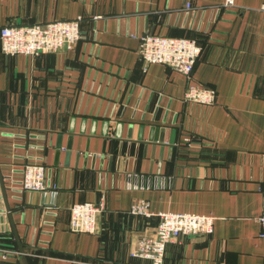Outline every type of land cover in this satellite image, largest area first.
Wrapping results in <instances>:
<instances>
[{"label": "crops", "instance_id": "0c3cea01", "mask_svg": "<svg viewBox=\"0 0 264 264\" xmlns=\"http://www.w3.org/2000/svg\"><path fill=\"white\" fill-rule=\"evenodd\" d=\"M227 1L0 0V32L83 20L71 50L8 56L0 39V164L23 247L0 213V249L21 253L0 264H153L132 256L158 223L131 214L140 201L215 218L163 264H264V0ZM147 34L199 42L193 78L215 104L186 101L183 74L142 61ZM28 156L59 192L21 190ZM101 200L97 232L71 231L70 207Z\"/></svg>", "mask_w": 264, "mask_h": 264}, {"label": "built area", "instance_id": "2783aa9c", "mask_svg": "<svg viewBox=\"0 0 264 264\" xmlns=\"http://www.w3.org/2000/svg\"><path fill=\"white\" fill-rule=\"evenodd\" d=\"M234 7L233 0L225 3ZM264 11V6L262 7ZM82 17L72 20H53L46 24L25 26H5L1 29L2 51L8 56H36L73 49L82 37ZM139 54L145 64L158 63L183 74L188 81L185 100L200 106H211L216 101V91L198 84L193 71L200 57L202 47L195 39L164 37L147 34L138 38ZM190 140V139H189ZM191 143V140H190ZM31 158L30 156L27 157ZM33 159V158H31ZM43 158L34 157L22 168L21 190L39 192L43 196L60 191L43 164ZM106 210L105 201L77 203L69 209V228L75 233L95 234L97 221ZM131 214L137 217H158V226L137 241L132 256L151 260L153 264H163L167 246L182 237L209 235L213 232L215 218L188 213H152L145 201L133 206ZM264 237V191L262 194V214L259 218ZM3 261L10 257H20L21 253L10 248H1Z\"/></svg>", "mask_w": 264, "mask_h": 264}, {"label": "water", "instance_id": "95a60500", "mask_svg": "<svg viewBox=\"0 0 264 264\" xmlns=\"http://www.w3.org/2000/svg\"><path fill=\"white\" fill-rule=\"evenodd\" d=\"M0 189L2 191V198L5 201V210L4 211H0V213L3 214L4 212H7V215H8V217L10 218V220L12 222L14 232H15V234L17 236V239H18V242H19V245H20V249L23 250V247L20 244V240H19V237H18V234H17L16 226H15V223H14V220H13V213H12L11 206H10L9 199H8L6 182H5V177H4L2 169H1V164H0Z\"/></svg>", "mask_w": 264, "mask_h": 264}, {"label": "trees", "instance_id": "16d2710c", "mask_svg": "<svg viewBox=\"0 0 264 264\" xmlns=\"http://www.w3.org/2000/svg\"><path fill=\"white\" fill-rule=\"evenodd\" d=\"M197 142H199V141H197ZM106 209H107V208H106ZM105 211H106V210H105ZM105 211H104V213H105ZM141 218H144V219H152V218H155V219L158 221L157 226H158V224H159V222H160V219H159L158 217H150V218L141 217Z\"/></svg>", "mask_w": 264, "mask_h": 264}]
</instances>
